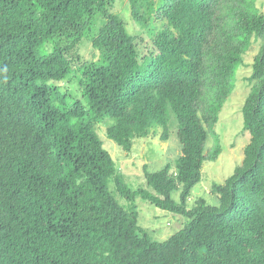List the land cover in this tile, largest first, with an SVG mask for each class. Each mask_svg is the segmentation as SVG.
<instances>
[{
    "label": "trees",
    "instance_id": "obj_1",
    "mask_svg": "<svg viewBox=\"0 0 264 264\" xmlns=\"http://www.w3.org/2000/svg\"><path fill=\"white\" fill-rule=\"evenodd\" d=\"M115 1L0 0V264H264V0H127L135 32ZM241 88L243 160L191 198ZM101 124L128 151L161 127L181 152L134 188ZM117 195L182 226L154 239Z\"/></svg>",
    "mask_w": 264,
    "mask_h": 264
},
{
    "label": "rangeland",
    "instance_id": "obj_2",
    "mask_svg": "<svg viewBox=\"0 0 264 264\" xmlns=\"http://www.w3.org/2000/svg\"><path fill=\"white\" fill-rule=\"evenodd\" d=\"M112 11L120 15L132 32L138 29L127 0H116ZM88 48L87 45L84 46L83 52L90 56L91 52ZM256 50L257 47L255 46V50L250 51L246 61H253ZM249 73V67H244L240 71L241 76L249 75ZM212 80H214L213 76L209 82ZM67 86L69 85L65 83L64 88ZM209 86L211 87L210 83ZM241 89L231 95L220 111L219 121L214 126H209L212 131V140L207 145L206 154L208 156L213 154V149L217 144L221 145L222 150L216 158L210 159L204 165L203 179L193 187L191 198L212 195L210 192L213 183L215 181L223 182L243 160L244 149L249 143L250 135L247 131H243V115L239 108L245 100L244 92L246 93L248 88ZM240 90L242 91L241 95ZM205 92L209 95L208 88H205ZM201 108L204 112H208L209 103H207L206 98L201 102ZM106 126V124L99 125V135L105 141L104 146L111 152L117 166L124 172L126 181L134 188L142 184L145 185L143 170L147 163H150L151 166L149 170H157L170 161L172 155L181 152V146L177 139L172 140L173 133L171 139H161V127L157 129L158 133L155 136L135 139L132 148L128 151L106 136ZM179 195L180 191L178 190L174 196L176 201H179ZM117 198L128 208L129 205L136 206L139 213V224L154 239H166L182 226L177 220V215L160 209L149 200L138 197L135 202H128L126 198L119 195Z\"/></svg>",
    "mask_w": 264,
    "mask_h": 264
}]
</instances>
